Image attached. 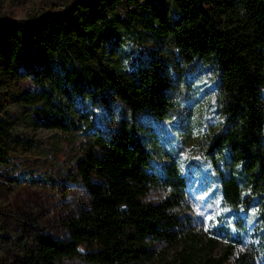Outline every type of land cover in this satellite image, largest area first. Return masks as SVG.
Returning a JSON list of instances; mask_svg holds the SVG:
<instances>
[{
	"label": "trees",
	"instance_id": "obj_1",
	"mask_svg": "<svg viewBox=\"0 0 264 264\" xmlns=\"http://www.w3.org/2000/svg\"><path fill=\"white\" fill-rule=\"evenodd\" d=\"M155 2L67 0L25 18L0 16V113L15 105L27 117L40 114L47 125L63 128L70 121L77 126V110L69 101L77 95L89 104L117 101L133 114L84 143L61 174V181H79L87 191L85 204L62 217L65 234L36 230L29 235L18 228L14 237L22 246H6L0 264H60L67 258L141 264L192 231V203L178 164L168 156L151 168L142 125L134 119L142 109L163 117L173 103L170 83L155 61L142 64L132 58L128 67L110 68L103 49L107 34L118 42L124 32L148 25L146 11ZM170 2L183 58L219 64L223 118L203 152L225 205L239 208L260 199L261 242L232 236L208 256L191 252L161 264H264V0ZM9 128L0 115V161L13 148ZM215 242L208 238V250Z\"/></svg>",
	"mask_w": 264,
	"mask_h": 264
},
{
	"label": "rangeland",
	"instance_id": "obj_2",
	"mask_svg": "<svg viewBox=\"0 0 264 264\" xmlns=\"http://www.w3.org/2000/svg\"><path fill=\"white\" fill-rule=\"evenodd\" d=\"M65 1L0 0V16L25 18ZM155 1V7L146 11L148 25L133 22L138 30L124 32L118 42L109 33L103 45L110 68L128 67L132 58L142 64L155 61L152 64L168 79L167 91L173 103L166 114L158 118L142 109L134 113V119L142 125L145 144L151 152V168H157L171 156L184 177L192 203V223L188 227L192 231L141 264H161L191 252L208 256L232 236L259 245L260 199L254 198L239 208L225 205L217 175L203 152L210 134L223 118L221 106L225 96L219 86V64L198 56L185 60L175 42L171 0ZM261 92L264 101V85ZM69 101L77 110V126L70 121L63 128L47 125L40 114H35L37 118L27 117L26 111L15 105L0 113L10 124L9 144L13 145L0 161V255L7 253L6 246L20 249L22 243L14 234L21 227L23 234L29 235L36 230L65 234L62 217L85 204L87 191L79 181H61V174L74 164L84 143L97 140L116 128L122 117L130 120L133 115L117 101L115 105L89 104L77 95H71ZM5 231L9 237H5ZM209 237L216 241L211 251ZM60 264L88 263L67 258Z\"/></svg>",
	"mask_w": 264,
	"mask_h": 264
}]
</instances>
